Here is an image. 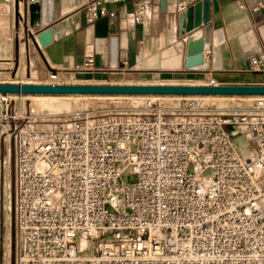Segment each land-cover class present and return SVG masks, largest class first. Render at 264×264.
Instances as JSON below:
<instances>
[{
  "label": "built area",
  "instance_id": "built-area-1",
  "mask_svg": "<svg viewBox=\"0 0 264 264\" xmlns=\"http://www.w3.org/2000/svg\"><path fill=\"white\" fill-rule=\"evenodd\" d=\"M125 1L85 0L86 21L114 18L107 5ZM234 1L264 9V0ZM145 15L135 2L130 17ZM250 71L264 73V51ZM12 101L0 93V139L15 153L13 264H264L263 99L238 122L198 101L178 113L148 102L142 117L79 113L59 128L40 127ZM238 136L255 142L257 157L241 155Z\"/></svg>",
  "mask_w": 264,
  "mask_h": 264
},
{
  "label": "crops",
  "instance_id": "crops-1",
  "mask_svg": "<svg viewBox=\"0 0 264 264\" xmlns=\"http://www.w3.org/2000/svg\"><path fill=\"white\" fill-rule=\"evenodd\" d=\"M137 1L146 5L141 24L130 17ZM161 1L109 4L114 18L88 23L85 0H16L14 5L0 0V73L10 72L25 56L28 72L31 66L42 70L41 61L48 72L87 83L135 75L159 85L205 86L215 79L219 86H264V73L250 71V59L264 51V9L252 14L234 0H211V50L204 53V67L189 70L188 35L179 34V13L201 0H166L165 10ZM89 58L93 66L78 71ZM19 74L22 78L25 67ZM15 180L14 146L0 139V264H12L15 216L9 207Z\"/></svg>",
  "mask_w": 264,
  "mask_h": 264
},
{
  "label": "rangeland",
  "instance_id": "rangeland-1",
  "mask_svg": "<svg viewBox=\"0 0 264 264\" xmlns=\"http://www.w3.org/2000/svg\"><path fill=\"white\" fill-rule=\"evenodd\" d=\"M35 61L34 58L32 62ZM42 70L36 71L30 67L28 72L25 56L22 63L17 64L10 72L0 73V84L21 83L41 84V85H60L51 79L50 73L45 66L39 61ZM22 65V66H21ZM32 65V64H31ZM25 67L23 79L19 78V72ZM31 73V74H30ZM63 85L74 84H99V85H138L151 86L159 85L158 82L146 76L124 75L114 77L107 81H97L95 83H87L77 81L75 78L63 77L61 79ZM55 83V84H54ZM10 95H35L12 97V107L20 108L25 114H29L30 110H34L39 116L38 125L40 127L59 128L67 125L70 120L79 113H85L91 119H105L124 116H144L148 102H152L155 108H164L168 111L178 113L186 101H198L204 104L209 112L213 115H228V118L239 121L238 117L243 113L249 114L253 112L256 101L245 95H225L224 97H209L201 99L197 97H208L205 95H158V94H115V95H77V94H10ZM70 95V96H69ZM77 95V96H75ZM126 95V96H125ZM138 95V96H136ZM148 96V97H147ZM150 96V97H149ZM155 96V97H154ZM162 96V97H161ZM231 96V97H229ZM240 96V97H237ZM72 116V117H71ZM236 126H230L233 130ZM237 145L240 153L244 158L252 159L257 157L256 145L252 139L238 136ZM252 154V155H251ZM257 160V158L255 159ZM15 234L16 226L13 224L12 244L13 255L15 251ZM14 259L12 260L13 264Z\"/></svg>",
  "mask_w": 264,
  "mask_h": 264
},
{
  "label": "water",
  "instance_id": "water-1",
  "mask_svg": "<svg viewBox=\"0 0 264 264\" xmlns=\"http://www.w3.org/2000/svg\"><path fill=\"white\" fill-rule=\"evenodd\" d=\"M183 0H180L182 2ZM165 10L166 0H162ZM211 0H201L179 13V34L188 35L186 67L189 70L205 66L204 53L211 50ZM1 94H158V95H245L264 96V86H195V85H19L0 84Z\"/></svg>",
  "mask_w": 264,
  "mask_h": 264
},
{
  "label": "bare ground",
  "instance_id": "bare-ground-1",
  "mask_svg": "<svg viewBox=\"0 0 264 264\" xmlns=\"http://www.w3.org/2000/svg\"><path fill=\"white\" fill-rule=\"evenodd\" d=\"M35 63V62H34ZM33 63V64H34ZM37 64V63H36ZM36 64H34V66L36 65ZM38 65V64H37ZM22 71H23V69H22ZM23 74V73H22ZM23 76V75H22ZM19 77L21 78V74H19ZM21 79H23V78H21ZM51 79H53L52 77H51ZM9 84H19V85H35V84H31V83H27V84H21V83H9ZM18 97V96H20V95H10V97L12 98V97ZM21 96H35V95H21ZM70 96V95H69ZM75 96H77V95H75ZM90 96V95H89ZM108 96V95H107ZM126 96V95H125ZM136 96H138V95H136ZM148 97V96H147ZM150 97V96H149ZM155 97V96H154ZM162 97V96H161ZM209 97H212V96H208V97H197V98H201L202 100L203 99H208ZM214 97H224V96H214ZM229 97H231V96H229ZM237 97H240V96H237ZM246 97H248V98H251L253 101H257V100H259V99H263L264 100V96H246ZM222 115H225V114H222ZM226 116H228V115H226ZM72 117V116H71ZM228 120H230V121H233V122H238V121H235V120H232L231 118H228ZM44 128V127H43ZM252 155V154H251ZM245 157V156H244Z\"/></svg>",
  "mask_w": 264,
  "mask_h": 264
}]
</instances>
